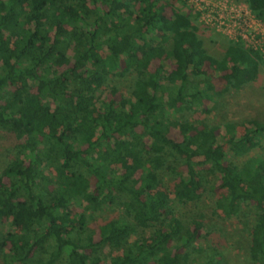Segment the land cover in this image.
<instances>
[{"label": "trees", "instance_id": "obj_1", "mask_svg": "<svg viewBox=\"0 0 264 264\" xmlns=\"http://www.w3.org/2000/svg\"><path fill=\"white\" fill-rule=\"evenodd\" d=\"M244 2L264 21V0ZM165 6L0 0V132L14 141L0 174V219L12 227L0 231V264H189L201 221L185 231L174 206L201 200L204 165L219 180L216 213L252 208L249 259L264 264V159L248 156L262 148L264 126L225 123L218 139L200 113L204 101L210 114L224 92L256 82L262 54L238 38L214 58L199 14L168 17ZM128 74L124 93L108 96L106 83ZM168 168L176 177L161 190ZM109 209L117 215L90 231L86 213Z\"/></svg>", "mask_w": 264, "mask_h": 264}, {"label": "rangeland", "instance_id": "obj_2", "mask_svg": "<svg viewBox=\"0 0 264 264\" xmlns=\"http://www.w3.org/2000/svg\"><path fill=\"white\" fill-rule=\"evenodd\" d=\"M164 3L166 5L165 14L168 17H172L173 9L186 15L199 14L196 22L199 36L207 53L214 58H221L226 45L231 41H237L240 37L244 45L249 47L253 45L259 49L264 60V21L256 18L244 0H164ZM241 35H245L246 39H243ZM173 68V63L168 61L164 71L170 73ZM203 78L205 77H199L198 81ZM131 81V74L123 78L113 77L106 83L104 89L108 96L112 95L117 99L130 86ZM213 85H215V90H219L218 81H215ZM210 105L209 101H204L200 113L203 118H210L212 125L218 127L216 131L218 139L225 138L222 128L225 123L236 124L239 132L244 131L241 125L250 120H255L264 126V62L256 82L245 85L240 90L229 89L224 92L216 98L215 109L209 114L207 109ZM172 116L180 120L195 119L193 114L184 112H174ZM13 146V138L8 133L0 132V174L5 165L13 159ZM261 146L262 148L255 149L248 156H258L264 159V133ZM202 168L209 184L201 200L174 206L177 217L184 222L185 231H193L192 222L194 220L200 219L201 221L199 235L193 242L192 249L187 250L190 255L189 264H203L214 255V251L219 254V264H252L248 254L249 230L256 219L252 208L243 207L240 213L233 218H225L223 214L216 213L214 201L218 193L219 180L207 172L209 165H204ZM174 174L171 168H168L165 176H161L160 179L163 182L161 190L172 183L176 177ZM4 181L7 182V178L4 177ZM119 200L118 196L116 203ZM117 210H104L100 214L86 213V217L91 215V218H88L90 223L88 229L97 233L98 221L110 215L116 216ZM9 229H12L10 222L3 218L0 219V231L7 232ZM71 235L76 236V233L73 232ZM144 235L148 237L149 233L145 232ZM181 251L183 253L186 250ZM116 254L119 252H112L106 248L103 251V255Z\"/></svg>", "mask_w": 264, "mask_h": 264}, {"label": "built area", "instance_id": "obj_3", "mask_svg": "<svg viewBox=\"0 0 264 264\" xmlns=\"http://www.w3.org/2000/svg\"><path fill=\"white\" fill-rule=\"evenodd\" d=\"M241 37H242L243 39H246V36H245V35H241ZM239 38H240V37H239ZM240 39H241V38H240ZM250 47L256 49L253 45H250Z\"/></svg>", "mask_w": 264, "mask_h": 264}, {"label": "crops", "instance_id": "obj_4", "mask_svg": "<svg viewBox=\"0 0 264 264\" xmlns=\"http://www.w3.org/2000/svg\"><path fill=\"white\" fill-rule=\"evenodd\" d=\"M223 136H224V134H223Z\"/></svg>", "mask_w": 264, "mask_h": 264}]
</instances>
